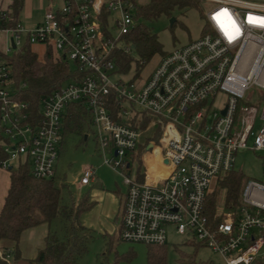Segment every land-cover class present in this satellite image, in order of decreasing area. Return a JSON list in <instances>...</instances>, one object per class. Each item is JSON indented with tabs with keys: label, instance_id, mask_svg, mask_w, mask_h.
<instances>
[{
	"label": "built area",
	"instance_id": "2783aa9c",
	"mask_svg": "<svg viewBox=\"0 0 264 264\" xmlns=\"http://www.w3.org/2000/svg\"><path fill=\"white\" fill-rule=\"evenodd\" d=\"M203 1L210 3L208 32L163 56L143 82L119 77L115 52L116 41L135 25L133 0H64L31 29L19 20L4 26L16 48L23 46L25 35L29 44L51 46L83 75L64 82L31 112L27 102L13 96L8 52L0 50L1 124L8 154L0 165L8 169L28 162L35 177L56 176L67 107L80 103L102 151L112 152L104 163L127 171L120 239L163 245L168 227L174 226L222 255L226 264H264V181L244 180L238 203H228L223 189L212 215L206 207L214 185L235 170L240 149L264 151V0ZM104 13L112 40L101 21ZM0 19L8 22V12L1 11ZM254 85L261 88L258 106L252 103L255 91L246 95ZM110 97L115 108L109 106ZM145 114L152 119L142 128ZM157 126L158 141L146 143ZM142 144L144 178L139 180L137 171L134 178L129 172ZM156 147L151 166L144 156ZM94 174L87 168L81 183L89 184ZM6 249L0 246V259L10 261Z\"/></svg>",
	"mask_w": 264,
	"mask_h": 264
},
{
	"label": "trees",
	"instance_id": "16d2710c",
	"mask_svg": "<svg viewBox=\"0 0 264 264\" xmlns=\"http://www.w3.org/2000/svg\"><path fill=\"white\" fill-rule=\"evenodd\" d=\"M135 4V25L125 35L121 36L115 44V52L118 62L119 77L128 74L133 67L136 68L139 76L140 68L158 51L161 45L157 37L141 19H157L161 14L171 15L176 7L189 5L192 0H147L146 3ZM24 0H12L9 9L10 19L8 22L1 20V26H14L18 21L19 13L23 7ZM106 36L112 40L109 30L110 21L107 14L101 16ZM29 44V43H27ZM126 46L131 51L126 52ZM44 60H40L37 54L26 45L24 47L12 48L10 53L4 54L10 68L13 96L29 104L31 112H37L42 99L57 90L65 81L76 80L83 75V72L75 65L59 57L51 46L47 47ZM133 50L137 51L139 58L133 56ZM1 104V102H0ZM110 108H115V102L110 97ZM152 117L145 114L140 126L146 128ZM86 121V111L80 103H74L67 107L65 119L66 131H79L83 122ZM133 124L135 122L133 121ZM64 132V134H65ZM161 134L160 126L155 133L149 134L146 143L154 139L158 141ZM64 136V135H63ZM7 138L4 135L1 124L0 111V162L8 157L4 150ZM62 145V144H61ZM159 148V147H158ZM142 153L145 144L139 146ZM153 153H145V160ZM137 178L142 180L141 174L143 165L138 159ZM10 184L0 209V242L10 240L14 243L7 251L12 253L10 261L0 259V264H81V257L87 252L89 229L83 225L79 216L82 211L91 207L87 198L79 203L71 205L62 202V187L58 183L57 176L50 178L35 177L30 168V163H17L16 166L8 168ZM243 176L236 170L231 171L223 180H220V189L210 191L206 207L210 215L218 204L220 194L226 189L227 202H239L240 191L243 185ZM58 219L61 222L60 231L51 230V223ZM42 223H48L49 230L45 236V244L33 258H26L22 255L19 242L22 233L31 227ZM148 264H166L165 244H148ZM182 264H208L190 257L187 261L182 258Z\"/></svg>",
	"mask_w": 264,
	"mask_h": 264
},
{
	"label": "rangeland",
	"instance_id": "374dc122",
	"mask_svg": "<svg viewBox=\"0 0 264 264\" xmlns=\"http://www.w3.org/2000/svg\"><path fill=\"white\" fill-rule=\"evenodd\" d=\"M8 1L0 2V9L7 6ZM147 0H138V3H146ZM193 3L184 7H176L171 15L161 14L157 19L147 20L142 18L141 21L146 24L152 33L157 37L161 45V50L156 52L145 65L139 70L138 82L148 79L149 75L155 69L159 61L175 47L186 44L197 39L208 32L209 27L206 20V11L210 3L203 0H192ZM63 6L64 0H24L23 7L19 13L18 20L25 29L33 28L43 18L47 10L54 5ZM10 32H0V49L8 51ZM22 44L28 45L37 54L40 60H44L47 52L46 45L43 43L27 44L25 35L22 36ZM133 56L137 59L139 54L133 50ZM75 68V64L70 62ZM137 76L136 68L123 75L122 78L130 80ZM65 82H70L67 80ZM258 86L250 87L246 95L255 91L252 103L256 106L260 104L258 98ZM225 98L222 94L218 97L221 101ZM244 105V103H241ZM240 105V106H241ZM134 112H140L139 107L130 108ZM240 109L238 111V114ZM261 123L254 127V133L257 134ZM159 126L155 127L149 134L155 133ZM63 129V140L60 148V155L57 159L56 176L58 183L62 187L63 204L71 205L73 202L79 203L82 199L87 198L91 205L90 208L82 211L79 216L80 222L89 229V240L87 252L81 257V264H148V244L141 242H127L119 237V227L122 218V206L127 193V184L125 183V170L121 167H111L104 163V157H112V152L104 153L94 134V128L83 122L79 131H66ZM146 136V135H145ZM150 136L147 135L146 138ZM153 154V164L159 153L156 147ZM136 151V156L132 160V169L129 172L131 178L135 177L138 159L143 165L141 153ZM16 166L15 163H12ZM87 168H93L95 174L91 177L88 185L81 183V178ZM235 170L243 176L244 180L257 179L264 181V151H254L252 149H240L236 153ZM73 177L72 181L68 180V174ZM9 170L0 165V206L4 200L9 180ZM220 189V182H217L214 190ZM48 229V223L42 224ZM51 230L60 231L61 222L58 219L52 221ZM26 246V257L36 256L38 250L34 249V243L30 240H24ZM0 246L12 248L14 243L10 240H3ZM34 249V251H33ZM22 250V249H21ZM166 264H182L184 258L186 261L190 257L208 264H226L224 258L219 253L206 246H200L193 242L189 237L179 234L174 226L167 229V239L165 243ZM32 255H29L31 254Z\"/></svg>",
	"mask_w": 264,
	"mask_h": 264
},
{
	"label": "crops",
	"instance_id": "0c3cea01",
	"mask_svg": "<svg viewBox=\"0 0 264 264\" xmlns=\"http://www.w3.org/2000/svg\"><path fill=\"white\" fill-rule=\"evenodd\" d=\"M2 1L3 0H0V2L2 3ZM11 1L12 0H10V2L8 1V3H7V6H6V8H4V9H0V13H1V11H6V12H8L9 13V9H10V4H11ZM54 6H56V4L54 5ZM43 20V19H42ZM41 20V21H42ZM0 24H1V19H0ZM1 31H5V32H10V31H7V30H5L1 25H0V32ZM11 33V32H10ZM11 39H12V34H11V36H10V38H9V47H11L12 46V42H11ZM8 47V48H9ZM1 50V49H0ZM3 51V50H2ZM155 151H157L156 149H155ZM154 155V154H153ZM153 155L152 156H150L149 157V159H148V163L152 166L153 164H151V160H152V157H153ZM154 167V166H153ZM153 167H150V168H153ZM9 184H10V178H9V180H8V187H9ZM86 185H88V184H86ZM8 187H7V190H8ZM6 193H7V191H6ZM6 195V194H5ZM5 197V196H4ZM3 202H4V200H3ZM3 202H2V204H3ZM2 204H1V206H0V209H1V207H2ZM42 224H44V223H42ZM42 224H40V225H37V226H35V227H31V228H28V229H26L23 233H22V235H21V239H20V242H19V248H20V250H21V253H22V255L24 256V257H26L25 255H26V253H25V250H26V246L24 245V240H30L32 243H34V249H37V250H39L40 248H42L43 246H44V244H45V236H46V234H47V232H48V230H49V226H48V229L47 228H45L44 227V225H42ZM34 249H33V251H34ZM33 251H31V254H29V255H32V252ZM33 257H35V256H31V257H29V258H33ZM26 258H28V257H26Z\"/></svg>",
	"mask_w": 264,
	"mask_h": 264
},
{
	"label": "water",
	"instance_id": "95a60500",
	"mask_svg": "<svg viewBox=\"0 0 264 264\" xmlns=\"http://www.w3.org/2000/svg\"><path fill=\"white\" fill-rule=\"evenodd\" d=\"M11 42H12V47H13V48H16L13 39H11ZM225 112H226V110L224 109V110H223V113H225ZM11 167H12V166H10L9 168H11ZM68 180H69V181H72V180H73V177H72V175H71L70 173L68 174Z\"/></svg>",
	"mask_w": 264,
	"mask_h": 264
}]
</instances>
